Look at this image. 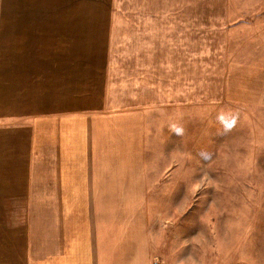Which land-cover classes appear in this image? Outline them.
<instances>
[{
	"label": "crops",
	"instance_id": "obj_1",
	"mask_svg": "<svg viewBox=\"0 0 264 264\" xmlns=\"http://www.w3.org/2000/svg\"><path fill=\"white\" fill-rule=\"evenodd\" d=\"M0 8V114L33 121L34 166L49 175L35 199L65 217L52 264H187L167 233L185 230L187 202L204 198L188 185L213 178L192 154L224 146L218 127L229 120L228 136L233 119L217 110L264 108V0Z\"/></svg>",
	"mask_w": 264,
	"mask_h": 264
},
{
	"label": "rangeland",
	"instance_id": "obj_2",
	"mask_svg": "<svg viewBox=\"0 0 264 264\" xmlns=\"http://www.w3.org/2000/svg\"><path fill=\"white\" fill-rule=\"evenodd\" d=\"M217 111L225 117L229 112L233 124L228 136L229 120L217 128L224 143L219 151L192 154L203 158L206 179L213 178L210 184L188 185L203 188L204 198L187 202L180 222L185 230L167 233L175 242L170 256L187 264H264V108L236 105ZM31 128V119L0 114V264H52L51 256L66 251V232L60 230L65 217L49 213L60 204L35 199L49 175L34 166ZM199 170L188 169L190 182L201 178ZM160 257H152L151 264L155 258L166 264Z\"/></svg>",
	"mask_w": 264,
	"mask_h": 264
},
{
	"label": "built area",
	"instance_id": "obj_3",
	"mask_svg": "<svg viewBox=\"0 0 264 264\" xmlns=\"http://www.w3.org/2000/svg\"><path fill=\"white\" fill-rule=\"evenodd\" d=\"M154 264H164V263H162L159 259L155 258L154 259Z\"/></svg>",
	"mask_w": 264,
	"mask_h": 264
}]
</instances>
